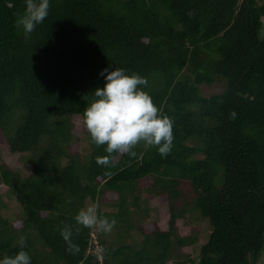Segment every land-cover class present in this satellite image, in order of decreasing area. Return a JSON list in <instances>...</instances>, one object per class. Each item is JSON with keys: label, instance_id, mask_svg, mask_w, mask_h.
<instances>
[{"label": "trees", "instance_id": "1", "mask_svg": "<svg viewBox=\"0 0 264 264\" xmlns=\"http://www.w3.org/2000/svg\"><path fill=\"white\" fill-rule=\"evenodd\" d=\"M49 2L26 39L16 27L25 0H0V259L24 236L31 264H258L264 0ZM105 68L147 80L142 90L174 122L167 157L141 143L135 156L97 163L105 147L77 121ZM215 84L221 92L203 94ZM87 199L114 209L99 214L125 221L140 241L116 246L77 224ZM154 213L152 223L133 219Z\"/></svg>", "mask_w": 264, "mask_h": 264}, {"label": "clouds", "instance_id": "2", "mask_svg": "<svg viewBox=\"0 0 264 264\" xmlns=\"http://www.w3.org/2000/svg\"><path fill=\"white\" fill-rule=\"evenodd\" d=\"M25 3L26 8L18 16L16 27L23 29L27 39L36 26L47 18L50 2L25 0ZM100 75L104 77L105 84L102 89L95 90L93 99L77 121V124L87 131L92 143L98 147H105L108 155L97 157V163L109 165L113 153L135 156L133 149L141 143L147 147L157 148L161 157H167L173 148L174 122L167 115H162L152 97L142 90V86L147 87V80L137 73L126 74V71L120 68L110 72L105 68ZM235 116L236 113L232 112L229 118L234 119ZM99 207L98 203L88 204L78 211L74 220L88 229L103 233L111 232L116 220L100 215ZM60 235L68 244L69 251L73 253L78 251V247L71 241L70 225H64ZM98 237L93 231L91 242L99 243ZM18 243L20 250L14 255H4L0 259V264H31V257L25 250L26 237L21 236Z\"/></svg>", "mask_w": 264, "mask_h": 264}, {"label": "rangeland", "instance_id": "3", "mask_svg": "<svg viewBox=\"0 0 264 264\" xmlns=\"http://www.w3.org/2000/svg\"><path fill=\"white\" fill-rule=\"evenodd\" d=\"M221 91H222V87L221 86H218L217 84H215L213 86H210V87H202V92L206 96H210L212 94L219 93ZM0 157L2 158V149H1V147H0ZM91 203H95V202L91 201L90 199L86 200L84 207H86L88 204H91ZM99 206H100V210L102 212H105V213H110V212H113V210H114V209L108 210V209L104 208L101 205H99ZM144 207L145 206L142 204V208H144ZM162 212L163 213H166L165 210H162ZM114 213H116V210L114 211ZM106 217H107V215H106ZM108 218L110 220L111 219H115L116 220V225L112 229L111 232L104 233L102 235V237L106 240V242L114 243V244H116V246L117 245L119 246V245H122L123 244V241L126 240L127 238H129V240H127V241H133V240H135V241L139 240L140 241V238H137V236H136L135 233H133L134 237H132L131 233L130 232L129 233L127 232V230L129 229V227L126 230H124L122 228V224H126L125 221L122 220V223H121V220L118 217L114 216V215L108 216ZM139 218L141 219V224H144V223H152L154 221L159 220V218L157 217V215L155 213L153 215L147 217V218H144V219L142 218V216H138V215L135 214V217L133 219L136 220V219H139ZM199 229H200V231H203V233H205V234L208 233L209 232L208 231L209 229H208L207 222L202 221L201 227ZM182 233L183 234H186L185 230ZM205 241H206V238H203V236H202L200 238V242H199V244L197 246L200 247ZM125 244H127V243H124V245ZM186 251L187 252H191L190 249H188ZM259 259L260 260H259L258 264H264V251L260 255V258Z\"/></svg>", "mask_w": 264, "mask_h": 264}, {"label": "built area", "instance_id": "4", "mask_svg": "<svg viewBox=\"0 0 264 264\" xmlns=\"http://www.w3.org/2000/svg\"><path fill=\"white\" fill-rule=\"evenodd\" d=\"M95 246H96V249H97V253L100 251V246H99V243L97 241H95Z\"/></svg>", "mask_w": 264, "mask_h": 264}]
</instances>
